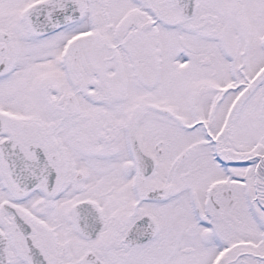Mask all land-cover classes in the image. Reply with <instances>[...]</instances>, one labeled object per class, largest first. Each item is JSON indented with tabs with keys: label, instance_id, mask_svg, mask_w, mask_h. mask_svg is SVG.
<instances>
[{
	"label": "snow or ice",
	"instance_id": "1",
	"mask_svg": "<svg viewBox=\"0 0 264 264\" xmlns=\"http://www.w3.org/2000/svg\"><path fill=\"white\" fill-rule=\"evenodd\" d=\"M0 264H264V0H0Z\"/></svg>",
	"mask_w": 264,
	"mask_h": 264
}]
</instances>
